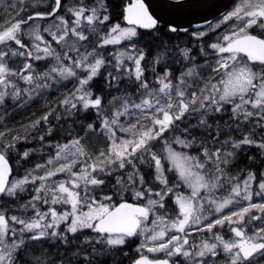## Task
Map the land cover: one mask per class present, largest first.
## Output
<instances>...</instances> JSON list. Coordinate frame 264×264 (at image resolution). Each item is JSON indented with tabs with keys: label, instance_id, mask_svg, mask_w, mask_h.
I'll return each instance as SVG.
<instances>
[{
	"label": "snow or ice",
	"instance_id": "snow-or-ice-1",
	"mask_svg": "<svg viewBox=\"0 0 264 264\" xmlns=\"http://www.w3.org/2000/svg\"><path fill=\"white\" fill-rule=\"evenodd\" d=\"M125 260L264 264V0L0 17V264Z\"/></svg>",
	"mask_w": 264,
	"mask_h": 264
},
{
	"label": "trees",
	"instance_id": "trees-1",
	"mask_svg": "<svg viewBox=\"0 0 264 264\" xmlns=\"http://www.w3.org/2000/svg\"><path fill=\"white\" fill-rule=\"evenodd\" d=\"M127 2H128V0H121V7L123 6V3H127ZM9 4H12L11 0H0V15H5L3 13L5 12L7 5H9ZM181 39H184V38L181 37ZM109 51H111V49ZM69 86H71V85H69ZM51 98L52 97H49V99H51ZM38 107H39L38 105H34L33 107L28 108L26 111L15 115L14 120L18 121L17 119L19 117V121H20L22 117H27L35 108H38ZM28 146L32 147L33 145H26V147H28ZM11 164H12L13 168L15 169V161H12ZM124 264H125V262H124Z\"/></svg>",
	"mask_w": 264,
	"mask_h": 264
},
{
	"label": "rangeland",
	"instance_id": "rangeland-1",
	"mask_svg": "<svg viewBox=\"0 0 264 264\" xmlns=\"http://www.w3.org/2000/svg\"><path fill=\"white\" fill-rule=\"evenodd\" d=\"M11 1H12V3H15V0H11ZM3 14H5V12H4ZM3 16H4V15H0V17H3ZM109 50H110V49H109ZM69 87H71V86H69ZM54 95H55V94H54ZM53 98H54V96H53L51 99H53ZM17 120L19 121V117H18ZM28 147H29V146H28ZM21 150H22V149H21ZM34 162H35V161H34ZM30 166H32V165H31V164H25V165H24V167H30ZM15 167H16V162H15ZM20 172H21V174H22V172H23V169H22V168L20 169ZM131 247H132V248H135V244H132ZM124 251H128V249L125 248ZM150 255H151V254H150ZM124 262H125V264H128V261H127V260H125Z\"/></svg>",
	"mask_w": 264,
	"mask_h": 264
},
{
	"label": "water",
	"instance_id": "water-1",
	"mask_svg": "<svg viewBox=\"0 0 264 264\" xmlns=\"http://www.w3.org/2000/svg\"><path fill=\"white\" fill-rule=\"evenodd\" d=\"M152 2H153V0H146V3H152Z\"/></svg>",
	"mask_w": 264,
	"mask_h": 264
}]
</instances>
